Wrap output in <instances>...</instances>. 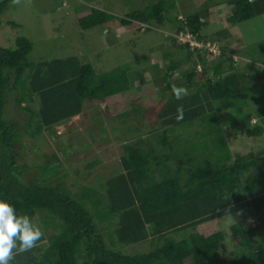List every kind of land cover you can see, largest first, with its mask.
I'll list each match as a JSON object with an SVG mask.
<instances>
[{"label": "trees", "instance_id": "16d2710c", "mask_svg": "<svg viewBox=\"0 0 264 264\" xmlns=\"http://www.w3.org/2000/svg\"><path fill=\"white\" fill-rule=\"evenodd\" d=\"M11 1L0 0V16ZM192 1L193 11L183 15L173 12L174 0H146L120 17L89 6L76 21L81 29L137 23L140 29L152 26L174 35L190 33L198 41L228 43V27L208 38L201 34L212 7L230 5L231 25L264 15V0ZM165 39L164 43L189 48L175 36ZM32 49L24 36L17 37L13 47L0 46V198L13 204L19 215L30 217L42 232L32 249L14 250L10 264H264V146L243 155L232 151L237 141L243 144L239 140L264 139V108L250 111L245 105L243 115L232 121L235 130L226 128L224 133V122H231L222 118L226 104H248L252 99L247 90L227 85L220 77L221 64L211 74L199 73L196 66L204 62L199 49L198 61L191 60L190 51L180 62L170 60L156 79L164 101L151 137L141 133L138 142L122 145L121 171L93 183H73L77 191L72 192L59 159L38 166L37 179L25 177L28 166L19 163L17 150L22 133L37 137L44 130L53 131L79 114L85 101L105 102L127 91L130 67L98 72L79 56L31 63ZM176 71L183 81L175 78ZM174 88L186 93L177 98ZM9 102L24 112V123L9 116ZM173 126L184 130L168 132ZM204 136L211 145L198 143ZM240 210L249 215L228 227L236 252L223 260L218 248L226 233L219 221ZM145 242L149 251H128Z\"/></svg>", "mask_w": 264, "mask_h": 264}, {"label": "rangeland", "instance_id": "374dc122", "mask_svg": "<svg viewBox=\"0 0 264 264\" xmlns=\"http://www.w3.org/2000/svg\"><path fill=\"white\" fill-rule=\"evenodd\" d=\"M144 1L146 0H12L0 16V46L13 47L17 37L28 38L33 45L32 52L28 55L31 63L79 56L84 62L92 64L98 72L110 71L125 64L130 67L131 88L127 91L108 97L105 102L85 101L79 114L63 124L55 125L53 131L44 130L37 137L22 133L17 150L20 153L19 163L28 166L25 172L28 180L38 178V166L59 159L67 187L76 192L73 183H93L99 177H108L121 171L122 145L126 142H138L141 138L138 134L141 133L143 137H151V132L156 130L157 114L164 101L156 79L164 74L165 65L170 60L180 62L189 51L191 60L198 61L197 49L194 46L180 47L177 42L164 43L167 35H175L170 30L164 32L158 27L140 29L137 23L128 26L114 23L110 29V24L81 29L76 21L79 12L89 6L100 7L120 17L141 8ZM174 1L176 6L173 12L179 10L183 15L184 12L193 11L192 0ZM230 14V5L212 7L207 25L201 31L208 38L211 33L228 27L231 31L228 43H216L214 53L207 49V45L213 47L214 41L211 38L197 41L199 46H196L204 60L196 66L199 73L204 70L205 74H211L210 70L221 64L220 77L227 85L236 90L245 89L251 95L252 101L249 99L248 104H226L228 108L224 109L222 118L224 121H231L230 124L224 122L223 131L226 134V128L230 132L235 130L231 126L232 121L243 115L247 110L245 105H249L250 111L264 108V15L231 25L228 21ZM8 22H15L16 26H11ZM181 38L189 43L194 40L185 34ZM175 73V78L184 80L179 71ZM195 88L194 86L191 91ZM7 106L10 117L21 124L26 121L24 112L12 102ZM171 128L184 130L181 126H173L168 128V132ZM184 139L189 137H181V140ZM197 141L211 145V140L206 136L198 137ZM260 142L247 140L242 144L237 141L232 151L243 155L259 149ZM96 159V165L91 169L87 168V164ZM248 215L245 210L224 215L219 226L226 233L231 224L247 219ZM259 237L260 235L256 236L253 245L259 242ZM149 249L150 244L145 242L143 245L131 246L128 251L137 253ZM218 249V257L223 260H230L235 255L236 244L230 234L226 233L225 240L219 244Z\"/></svg>", "mask_w": 264, "mask_h": 264}, {"label": "clouds", "instance_id": "9594fccd", "mask_svg": "<svg viewBox=\"0 0 264 264\" xmlns=\"http://www.w3.org/2000/svg\"><path fill=\"white\" fill-rule=\"evenodd\" d=\"M216 43L219 42L214 41V44ZM189 48L193 47L189 45ZM174 92L179 98L186 90L174 88ZM41 236V230L32 223L30 217L19 215L13 204L5 198H0V264H10L14 250L22 252L32 249Z\"/></svg>", "mask_w": 264, "mask_h": 264}, {"label": "built area", "instance_id": "2783aa9c", "mask_svg": "<svg viewBox=\"0 0 264 264\" xmlns=\"http://www.w3.org/2000/svg\"><path fill=\"white\" fill-rule=\"evenodd\" d=\"M179 34H180V36H179L178 34L175 35V37L178 39V41H180V42H182V43H186V42L189 43V41H184V40L181 38V35H182V34H185V35L188 36V38H190V39L193 38V39H194V40L192 39L193 41H191V40L189 39V40H190V43H189L190 46H194V47L199 46V45H198V42H200V41H198V40L196 39V36H193V35H191L190 33H179ZM183 41H184V42H183ZM197 41H198V42H197ZM195 44H196V45H195ZM208 44H209V43H208ZM214 45H215V44H213V47H211V48L209 47V45H207V49H208V51L210 50V51L213 52V53L216 52V50H215V48H214ZM210 51H209V52H210Z\"/></svg>", "mask_w": 264, "mask_h": 264}, {"label": "crops", "instance_id": "0c3cea01", "mask_svg": "<svg viewBox=\"0 0 264 264\" xmlns=\"http://www.w3.org/2000/svg\"><path fill=\"white\" fill-rule=\"evenodd\" d=\"M254 121H255V120L253 119V122H254ZM246 140H247V139H246ZM246 140L243 139V141H241V140H239V141H240V142H245ZM260 141H261V142H260L259 145L262 147V146L264 145V143H263V142H264V139H263V140H260ZM257 150H259V149L256 148V149L253 150V151H257ZM255 224H256V222L254 221V222H253V225H255ZM263 229H264V228H263ZM263 229H262V230H263ZM263 233H264V231H263Z\"/></svg>", "mask_w": 264, "mask_h": 264}]
</instances>
